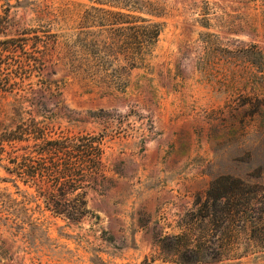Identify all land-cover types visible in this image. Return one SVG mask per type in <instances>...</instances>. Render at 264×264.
<instances>
[{
	"label": "rangeland",
	"instance_id": "rangeland-1",
	"mask_svg": "<svg viewBox=\"0 0 264 264\" xmlns=\"http://www.w3.org/2000/svg\"><path fill=\"white\" fill-rule=\"evenodd\" d=\"M149 1L134 14L162 28L132 57L83 47L94 0H0V134L34 120L48 138L94 135L104 164L92 214L71 222L16 188L0 157V264H264V0ZM83 63H103L105 80ZM220 175L241 179L250 205L213 222L196 201Z\"/></svg>",
	"mask_w": 264,
	"mask_h": 264
},
{
	"label": "trees",
	"instance_id": "trees-1",
	"mask_svg": "<svg viewBox=\"0 0 264 264\" xmlns=\"http://www.w3.org/2000/svg\"><path fill=\"white\" fill-rule=\"evenodd\" d=\"M126 1L131 2L130 8L126 9L133 13L103 8L99 6L102 3L100 0H94L96 5L93 4L84 10L80 32H95L96 37L107 29L111 32V36L109 42L94 37L93 40H89L90 42H85L83 47H97V51L91 49L95 55L103 49L112 54L116 49L117 51L122 49L121 47L129 51L132 57L136 54L151 53L162 28V22L149 21L148 18L134 14L141 13L142 9H145L143 8L145 3L150 5L152 2L149 0ZM147 12L150 15L163 14L160 11L147 10ZM124 23L126 26H122ZM91 27L96 30H90ZM122 27H125L127 33L121 32L124 30ZM122 35L125 37L124 44L123 40L119 39ZM136 66L132 61L128 69ZM75 67L92 80L93 84L105 80L96 78L98 70L105 67L103 63L96 65L83 63ZM104 75L110 76V74ZM105 83L115 85L117 89L123 91L126 82ZM0 145L2 146L0 157L8 163L3 165V169L10 174V181L16 188L18 187L16 181L32 188L34 197L39 201L38 205L44 210L71 222H78L81 218L92 214L87 207L86 196L88 190L97 182L98 175H103L104 169L103 150L96 136L87 134L69 138H48L47 132L37 127L35 121L31 120L2 132ZM5 145L8 148H5ZM250 191L241 179L231 175L217 176L209 182L205 197L201 201L200 198L196 201L199 203L196 211L202 218L212 212L213 222L215 218L224 220L234 217L235 219L241 212L244 213L249 209ZM253 221L254 219H251L250 223Z\"/></svg>",
	"mask_w": 264,
	"mask_h": 264
}]
</instances>
